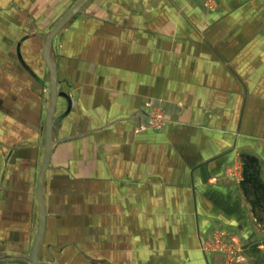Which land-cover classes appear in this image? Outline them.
<instances>
[{
    "label": "crops",
    "instance_id": "0c3cea01",
    "mask_svg": "<svg viewBox=\"0 0 264 264\" xmlns=\"http://www.w3.org/2000/svg\"><path fill=\"white\" fill-rule=\"evenodd\" d=\"M70 1L0 0V23L53 19L40 14ZM211 3L90 0L60 33L72 107L53 129L41 264H264L241 159L256 157L264 184V0ZM148 99L170 118L163 131H136ZM1 120L0 264H30L42 146L14 113Z\"/></svg>",
    "mask_w": 264,
    "mask_h": 264
},
{
    "label": "rangeland",
    "instance_id": "374dc122",
    "mask_svg": "<svg viewBox=\"0 0 264 264\" xmlns=\"http://www.w3.org/2000/svg\"><path fill=\"white\" fill-rule=\"evenodd\" d=\"M77 1L78 0H71L70 2L52 4L50 6V11L47 12V14H40L41 18H44L47 15H54L56 18L53 19H37L28 21L26 19L29 17L28 15L24 16L20 14L16 16L18 20L15 23H0V100L1 97H3L2 100H4L0 103V117H6L8 111L9 115L12 113L15 114V122H17V124L23 123L22 121L31 124L29 130L31 129L32 132L29 133V136L32 137L31 142L34 144L37 142V145L40 143L42 146L44 141L43 133L47 109L46 105L49 98V74L41 55L43 42L51 27L63 16L65 11ZM206 4L208 7H212L211 0H206ZM85 6L75 17L64 25L63 29L54 37L52 41L51 54L56 63L58 58V55L56 54V47L60 33L78 24L84 16ZM24 35L30 36L21 43L22 56L31 67H36L34 70L37 75L43 79V83H38L35 79L28 75L16 59V43L20 37ZM223 63L225 64L224 61ZM236 78L238 81H244V75L241 73H236ZM5 81L9 83L7 86H4ZM238 84L240 87L239 90H241V92H239V96H243L247 92V87H244L241 83ZM59 103H61V100H59ZM59 110L60 105L59 108L56 109V115L61 113V110ZM165 111L166 110L161 102L149 99L144 101L142 110L137 112L141 118V122L136 127V131L151 130L160 132L166 129L170 118ZM1 118L0 123L2 126L3 123ZM242 122L245 123L246 121L239 120L238 124L240 125ZM58 125L59 123L55 126V129ZM259 125L260 128L263 126L262 118L259 120ZM20 128L22 127L17 126V131H19ZM21 136H23L22 133L16 134L18 143L23 139L22 138L19 141ZM260 137L263 136H258V138ZM241 159L243 160V156H241ZM262 211L263 212L261 213L260 218L264 222V209H262Z\"/></svg>",
    "mask_w": 264,
    "mask_h": 264
},
{
    "label": "water",
    "instance_id": "95a60500",
    "mask_svg": "<svg viewBox=\"0 0 264 264\" xmlns=\"http://www.w3.org/2000/svg\"><path fill=\"white\" fill-rule=\"evenodd\" d=\"M90 0H78L75 4H73L68 10L65 11L63 16L51 27L48 33L45 36L43 46H42V59L45 61V65L47 68V72L49 74L48 79V90H49V98L47 101V109L45 114V127H44V142L42 145V157L38 166V172L36 177V191H35V199L37 202V224L35 228V234L31 242V250L29 256H24L22 259L27 260L30 264H41L39 261V249L40 243L45 233V223H46V206L44 199V178L46 172L48 171L49 162L51 158V148L54 143L53 129L60 122L62 118L66 116V114L70 111L71 105V97L70 95L63 90H59L57 87L58 74H57V65L55 59H53L51 54L52 41L54 37L63 29V26L66 25L73 17H75L78 12L89 2ZM30 35H24L20 37L17 42V56L21 61L23 66L27 69V71L34 75L36 79L40 80V78L32 72L25 61L21 57L20 46L21 42ZM41 81V80H40ZM59 97H64L66 99V109L62 113L56 115L57 108V100ZM11 257L8 256H0L1 259H8Z\"/></svg>",
    "mask_w": 264,
    "mask_h": 264
},
{
    "label": "trees",
    "instance_id": "16d2710c",
    "mask_svg": "<svg viewBox=\"0 0 264 264\" xmlns=\"http://www.w3.org/2000/svg\"><path fill=\"white\" fill-rule=\"evenodd\" d=\"M243 161V184L245 183V192H247V194L252 192L255 196V198L251 200L252 204L264 209V184L261 182L260 176H258V161L255 156L253 157L250 155H243Z\"/></svg>",
    "mask_w": 264,
    "mask_h": 264
}]
</instances>
